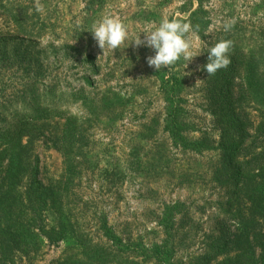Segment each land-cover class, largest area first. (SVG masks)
I'll use <instances>...</instances> for the list:
<instances>
[{
    "label": "rangeland",
    "instance_id": "obj_1",
    "mask_svg": "<svg viewBox=\"0 0 264 264\" xmlns=\"http://www.w3.org/2000/svg\"><path fill=\"white\" fill-rule=\"evenodd\" d=\"M36 3L0 0V143L24 147L3 206L20 220L14 264H95L89 243L122 246L144 264H197L231 200L212 175L222 128L214 113L225 104L224 72L240 70L230 63L215 77L202 66L208 48L230 39L231 62L255 48L264 76V0H39L42 12ZM194 11L205 27L190 34L193 51L202 52L157 72L146 61L154 50L131 42ZM105 15L129 33L113 52L88 30ZM246 111L253 133L259 114ZM35 114L46 119L28 123ZM34 165L41 187L30 183Z\"/></svg>",
    "mask_w": 264,
    "mask_h": 264
},
{
    "label": "trees",
    "instance_id": "obj_2",
    "mask_svg": "<svg viewBox=\"0 0 264 264\" xmlns=\"http://www.w3.org/2000/svg\"><path fill=\"white\" fill-rule=\"evenodd\" d=\"M196 14L195 11L191 12L188 22L194 30L198 25L200 31L205 26L195 18ZM256 50L246 48L235 55L230 66L235 70L239 61V74L231 75L230 78L228 71H225L222 87L218 89L224 96L225 104L218 105L217 112L214 113L222 128L217 146L221 156L220 161L218 160L220 163L214 168L212 175L220 186L229 190L231 200L228 208L223 210L220 235L215 236L207 245L206 250L209 249V252L205 250L197 264H264V76L260 68L262 57ZM219 73L217 71L213 76L216 77ZM247 106H252L259 114L260 121L253 133L248 129ZM36 111L38 113V109ZM43 119H46L44 114H35L28 123ZM28 123H25V127ZM248 139L250 141L247 144ZM2 145L4 143H0V264H14L11 256L19 240L20 220L16 213L3 206L12 192L16 191V183L19 181L17 178L22 174L19 159L24 147L20 141L5 147H1ZM30 173V183L41 187L35 165ZM168 214L171 217L172 211L168 210ZM166 222L165 220V225ZM49 230L42 224L38 226V231L52 241ZM102 232L114 244L120 245L110 229L104 227ZM58 233L59 237L63 236V229ZM88 247L95 264L146 262H138L123 255L126 249H122V246L97 248V245L89 243ZM219 256L222 258L218 259Z\"/></svg>",
    "mask_w": 264,
    "mask_h": 264
},
{
    "label": "clouds",
    "instance_id": "obj_3",
    "mask_svg": "<svg viewBox=\"0 0 264 264\" xmlns=\"http://www.w3.org/2000/svg\"><path fill=\"white\" fill-rule=\"evenodd\" d=\"M177 2L181 4L183 0H177ZM36 10L38 12L44 10L39 0L36 3ZM231 27V24H225L224 31H230ZM198 29V25L194 30L190 22H185L179 18L169 19L165 16L159 23L150 24L142 29L140 32L144 33L143 38L140 37L139 32L131 43L134 47L145 46L154 50V55L147 56L146 61L157 72L162 68H171L181 58L186 62V67L187 62L202 52L193 51L196 45L193 44L190 35ZM88 30L102 52L105 49L112 52L119 49L129 35L122 20L118 16L112 15L103 16L94 22ZM232 47L233 41L220 39L208 48L207 62L202 66L203 70H206L207 76L215 75L218 70L228 67L231 63L229 53Z\"/></svg>",
    "mask_w": 264,
    "mask_h": 264
}]
</instances>
